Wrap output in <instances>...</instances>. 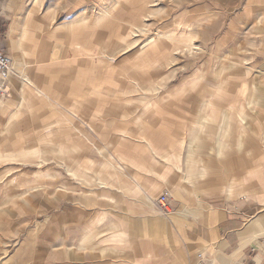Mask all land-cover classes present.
Returning a JSON list of instances; mask_svg holds the SVG:
<instances>
[{
  "label": "rangeland",
  "instance_id": "rangeland-1",
  "mask_svg": "<svg viewBox=\"0 0 264 264\" xmlns=\"http://www.w3.org/2000/svg\"><path fill=\"white\" fill-rule=\"evenodd\" d=\"M120 1L109 10L117 18L96 20L100 0H0V42L15 67L0 96V264H55L62 228H75L73 214H85L77 205H100L95 192L104 180H127L134 174L128 165L143 170L159 164L160 152L170 147L179 156L168 160L180 161L161 168L179 165L170 173L175 200L227 192L245 176L264 185L255 172L264 165V0H106ZM178 20L191 23L192 31L170 38ZM69 23L75 29L67 32L62 25ZM13 29L15 50L9 45ZM25 31L33 37L27 54ZM158 33L170 39L145 54V41ZM122 37L125 52L119 51ZM105 47L109 52L101 55ZM95 50L98 60L89 56ZM33 71L35 87L26 89ZM37 83L57 100L36 96L23 106V92L42 93ZM166 95L172 100L152 111L147 102ZM6 105L17 110L15 126L3 113ZM234 157L248 166L235 170L229 164ZM191 158L213 177L220 173L221 185L187 181ZM197 173L195 179H207L206 170Z\"/></svg>",
  "mask_w": 264,
  "mask_h": 264
},
{
  "label": "crops",
  "instance_id": "crops-1",
  "mask_svg": "<svg viewBox=\"0 0 264 264\" xmlns=\"http://www.w3.org/2000/svg\"><path fill=\"white\" fill-rule=\"evenodd\" d=\"M7 6L6 11H10V4ZM62 26L67 32L75 29L72 23ZM16 35V30L10 31L12 50L19 48ZM28 42H33L32 36ZM24 86L27 89V79ZM37 88L42 93L34 91L32 99L40 96L47 101L57 100V95H53L48 87L37 83ZM12 108L4 106L3 113L12 115L10 121L15 126L17 110L14 112ZM172 115H175L174 110ZM145 128L150 131L146 125ZM112 145L114 148L109 142L107 147L112 148ZM175 153L173 147L161 151L162 162L143 170L128 165L134 174L128 175L127 180L106 179L102 184L100 179L101 190L95 192L100 205L91 202L86 203L90 205L82 202L77 205L79 210H85V214H73V223L79 220L75 228H62L63 238L56 244L55 264H264V185L254 177L245 176V182L243 179L227 192L204 190L203 195L181 196L175 200V179L170 173L179 169V165L174 164L172 170L168 167L167 172L161 168L169 165L164 163L166 161H180L176 158L168 160L179 156ZM191 159L193 178L188 180L186 175L187 181H202L203 186L210 188L221 185L220 173L213 177L208 166ZM230 162L235 170H239L237 157ZM121 166L117 171L120 175L126 172ZM202 169L207 171V179H195V172L200 173ZM262 176L264 178V174ZM166 192L173 211L169 215L161 213L158 204ZM86 219L89 223L83 226Z\"/></svg>",
  "mask_w": 264,
  "mask_h": 264
},
{
  "label": "bare ground",
  "instance_id": "bare-ground-1",
  "mask_svg": "<svg viewBox=\"0 0 264 264\" xmlns=\"http://www.w3.org/2000/svg\"><path fill=\"white\" fill-rule=\"evenodd\" d=\"M115 2V1H114ZM122 1H120V2H118L117 4H111L112 2H110V4L112 5H110L108 2H105V0H101L100 1V4L99 5H97L96 6V12H98L97 13V15H96V20H102V19H104V20H108V19H113V18H117L116 17V15H114V13L113 12H110L109 11V7H112L111 9L112 10H115L116 9V7L121 3ZM134 2V1H133ZM122 4V3H121ZM105 6H107V7H105ZM116 6V7H115ZM119 7V6H118ZM73 15V14H72ZM134 16H136V15H134ZM32 14H30L29 15V17L28 18H30L29 20H31L32 21ZM136 18V17H135ZM145 18V17H144ZM88 22V23H90V20L89 19H87V18H85L84 20H83V22ZM145 21V20H144ZM91 22H92V20H91ZM120 22V21H119ZM190 25H191V23H190ZM190 25H187V24H184V23H181L179 20L178 21H176L175 23H174V32L173 31H171V33H169L171 36H170V38L172 37V38H175V37H177V33H176V31L177 32H181L183 35H186V34H188V33H190L191 31H192V27L190 26ZM195 27V26H194ZM136 28V27H135ZM142 28V27H141ZM136 30H138V29H136ZM140 30V29H139ZM35 33V32H34ZM133 34V33H132ZM193 36V35H192ZM29 38H31V33L29 32V31H27L25 34H24V39H22V43H21V47H22V49L24 50V52L25 53H27V43L28 44H30L31 45V43H29L28 42V39ZM170 39L169 38V36L168 35H165V34H161V33H158L155 37H152V38H149L148 40H146L145 41V45H144V53L146 54V53H149L151 50H153L154 48H156L164 39ZM171 40H173V39H171ZM175 40V39H174ZM174 40H173V42H174ZM120 42V47H121V50L119 49V51L120 52H125L126 50H128L129 49V47L128 46H126V45H128V40L126 39V37H122L120 40H118V43ZM182 43V42H181ZM108 48L109 47H105L104 49H100V54L101 55H107L108 54V52H109V50H108ZM128 48V49H127ZM185 48V47H184ZM76 49H77V47H76ZM30 50H31V48H30ZM156 50V49H155ZM181 50V49H180ZM189 50V49H188ZM192 51V50H191ZM77 52H83V51H80V50H77ZM97 52V50H95L92 54H90L89 56L91 57V58H93V60H98L99 59V57H95L96 55H98L99 53H97V54H94V53H96ZM112 52V51H111ZM155 52V51H154ZM186 52V51H185ZM119 54V53H118ZM105 57V56H104ZM89 58V57H88ZM90 58V59H91ZM91 62V61H90ZM30 72V71H29ZM34 72V71H33ZM34 74L35 73H33L32 74V77L31 76H27V87H29L30 89H34V87H35V83H34ZM30 75H31V73H30ZM115 80V79H114ZM126 81V80H125ZM121 84V83H120ZM223 86H224V84H222L221 86H220V88H219V92L223 89ZM110 87V86H109ZM137 87V86H136ZM139 87V86H138ZM194 87H195V85H194ZM131 92V91H130ZM221 93V92H220ZM131 95V94H130ZM23 106L24 105H29V103H31V101H32V94L31 93H29V92H24L23 93ZM133 100V99H132ZM170 100H172V97L170 96V95H166L165 97H163V98H161V100H159V99H157V100H152V102H150V100L147 102L149 105H150V107L152 108V111L154 110V108L159 104L160 105V102H162V103H165V102H168V101H170ZM205 102V104L206 105H212L211 106V108H213V109H211V110H213V112L214 111H217L218 109H216V104H214V103H212L210 100H208V101H204ZM216 106V107H215ZM209 108V107H208ZM207 108V109H208ZM148 112H149V110H148V108H146L144 111H141V116H144V115H146V114H148ZM219 112V111H218ZM140 113V112H139ZM18 113H16V115H17ZM18 116V115H17ZM239 116V115H238ZM245 115H243V117H244ZM211 118H212V116H211ZM239 119H241V118H239ZM221 121L223 122V124L224 125H228V126H230V124L228 123V121H227V119L226 118H224V116H222V119H221ZM244 121H246V120H244ZM146 122V121H145ZM247 122V121H246ZM147 123V122H146ZM243 125V124H242ZM141 126V125H140ZM219 129V128H218ZM244 130V129H243ZM142 131V130H141ZM140 132V131H139ZM146 134V132L145 133H142L141 135H145ZM147 135H149L148 134V132H147ZM243 137H244V132H242V136L240 137V140H242L243 139ZM242 138V139H241ZM44 141H46L47 139H43ZM239 140V146L241 147L242 146V144H243V141H240ZM45 143H52V141L51 140H48V141H46ZM56 146V145H55ZM253 156V155H252ZM245 162H240V166L241 167H247L248 166V164H249V161H247V160H244ZM41 162V161H40ZM41 164V163H40ZM241 164H243V165H241ZM189 170L190 171H193V168H192V166H189ZM256 174L257 175H260V176H262L263 174H264V165H262L261 166V168H256ZM39 176H40V174H39ZM243 179V178H242ZM245 180H247V179H245L244 178V181ZM102 181H103V179H102ZM243 181V180H242ZM248 182V181H247ZM235 183H237V182H235ZM255 183V182H254ZM11 184V183H10ZM239 183H237V184H235V185H238ZM34 190V189H33ZM100 223V222H99Z\"/></svg>",
  "mask_w": 264,
  "mask_h": 264
},
{
  "label": "built area",
  "instance_id": "built-area-1",
  "mask_svg": "<svg viewBox=\"0 0 264 264\" xmlns=\"http://www.w3.org/2000/svg\"><path fill=\"white\" fill-rule=\"evenodd\" d=\"M14 68L13 60L5 52L4 47L0 42V96H4L10 88ZM168 200L169 195L168 193H165L158 201L160 211L164 215H169L173 212Z\"/></svg>",
  "mask_w": 264,
  "mask_h": 264
}]
</instances>
